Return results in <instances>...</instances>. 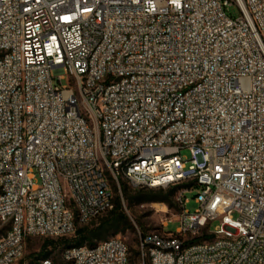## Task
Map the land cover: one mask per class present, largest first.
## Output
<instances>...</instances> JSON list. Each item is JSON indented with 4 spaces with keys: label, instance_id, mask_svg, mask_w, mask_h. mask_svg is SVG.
Masks as SVG:
<instances>
[{
    "label": "built area",
    "instance_id": "2783aa9c",
    "mask_svg": "<svg viewBox=\"0 0 264 264\" xmlns=\"http://www.w3.org/2000/svg\"><path fill=\"white\" fill-rule=\"evenodd\" d=\"M108 175L179 187L143 261L264 264V0H0V264L111 210ZM61 260L130 253L111 237Z\"/></svg>",
    "mask_w": 264,
    "mask_h": 264
},
{
    "label": "rangeland",
    "instance_id": "374dc122",
    "mask_svg": "<svg viewBox=\"0 0 264 264\" xmlns=\"http://www.w3.org/2000/svg\"><path fill=\"white\" fill-rule=\"evenodd\" d=\"M227 14L233 17L238 16L239 11L236 6H230L227 10ZM56 83V82H55ZM68 80L65 76V79L62 81V85H67ZM181 156L184 160H189L191 158V154L189 149L184 148L181 150ZM190 165L188 161L186 163V167ZM108 179L110 185L114 193V186H117L115 180H112L110 175H108ZM119 186L121 183H126V180L120 178L118 180ZM130 187V186H129ZM131 189V188H130ZM167 189H164L166 191ZM198 188L194 187L191 191L186 192L184 197L187 199V203L185 205V209L189 212H194L197 208V205L194 202V195L196 194ZM119 191V190H118ZM175 204V196L173 199ZM169 207L164 202H151V203H134L129 205L127 201L123 198L122 199V207L123 212L128 216L132 227L126 229L124 232H119L115 235H111L110 233L106 236V240L111 237H119L122 239L128 246L130 259L134 260V264H149L147 258L143 261L139 254V241L140 236H143L145 233L160 230L161 223L165 221L167 218H172L174 215L178 213V208L175 205ZM106 214L100 216L99 218L95 219L91 223V226H96L99 221L105 217ZM236 216V214H235ZM94 224V225H93ZM179 223L177 221H170L168 224L163 227L164 232H171L175 233ZM74 234L69 235L67 239H72ZM49 241H53L55 244H48L47 250H51V256L48 258L50 259L53 264H61V252L66 246L58 240V238H43V237H31L26 240L25 245V253L23 257L17 262V264H35L41 258L39 257L40 251L49 243ZM102 241V240H98ZM132 264V263H130Z\"/></svg>",
    "mask_w": 264,
    "mask_h": 264
},
{
    "label": "trees",
    "instance_id": "16d2710c",
    "mask_svg": "<svg viewBox=\"0 0 264 264\" xmlns=\"http://www.w3.org/2000/svg\"><path fill=\"white\" fill-rule=\"evenodd\" d=\"M189 185L190 184H187V186ZM130 188L131 187H129V185L126 183H121L119 189L115 185V196H113L112 200L113 207L106 213V216L103 217L96 226L90 227L89 224H77L72 239H67L68 236H66L60 237L58 238V240L62 242L66 246V248L82 245L93 246L96 242H98V240L105 239L109 233L111 235H115L119 232H124L126 229L132 227L128 216L123 212V198L127 201L129 205H132L134 203L139 204L151 202H164L169 207H171L174 204L173 199L179 187H170L167 188L166 191H164L163 188ZM48 244L54 245L55 243L53 241H49V243L45 245V247L39 253V257L41 259H48L51 256V250H47ZM130 263L134 264V260L130 259Z\"/></svg>",
    "mask_w": 264,
    "mask_h": 264
}]
</instances>
